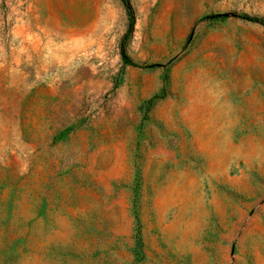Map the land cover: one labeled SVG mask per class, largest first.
I'll list each match as a JSON object with an SVG mask.
<instances>
[{"label":"rangeland","instance_id":"1","mask_svg":"<svg viewBox=\"0 0 264 264\" xmlns=\"http://www.w3.org/2000/svg\"><path fill=\"white\" fill-rule=\"evenodd\" d=\"M130 1L141 68L120 0H0V264H264V0Z\"/></svg>","mask_w":264,"mask_h":264},{"label":"trees","instance_id":"2","mask_svg":"<svg viewBox=\"0 0 264 264\" xmlns=\"http://www.w3.org/2000/svg\"><path fill=\"white\" fill-rule=\"evenodd\" d=\"M122 2V4L124 5V8L126 10V14L128 17V30L126 32V34L124 35L122 42H121V46H120V54L123 60L124 65L126 66H131L134 68H141V66L139 64H137L136 62H134L130 56L128 55L127 52V44L129 42V40L131 39L135 26H136V15L133 9V6L131 4L130 0H120ZM241 18L257 23L259 25H262L264 27V19L263 18H258V17H251L248 15H242ZM159 99V97H154L153 99H151L148 103H147V108L150 109L152 108V106L154 105V103L156 102V100ZM138 245L141 246L142 242L141 239H138Z\"/></svg>","mask_w":264,"mask_h":264}]
</instances>
